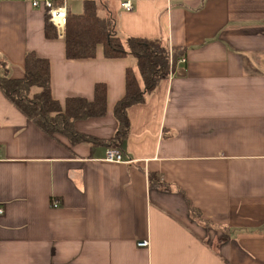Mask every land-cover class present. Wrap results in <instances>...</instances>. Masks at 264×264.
<instances>
[{
    "label": "crops",
    "instance_id": "0c3cea01",
    "mask_svg": "<svg viewBox=\"0 0 264 264\" xmlns=\"http://www.w3.org/2000/svg\"><path fill=\"white\" fill-rule=\"evenodd\" d=\"M101 1L121 38H159L185 48L183 61L127 109L122 163L104 159L106 146L51 137L0 89V264H264V0ZM46 18L0 4L4 70L21 77L27 51L47 58L61 102L104 83L106 114L73 127L111 137L134 60L100 45L69 59Z\"/></svg>",
    "mask_w": 264,
    "mask_h": 264
},
{
    "label": "trees",
    "instance_id": "16d2710c",
    "mask_svg": "<svg viewBox=\"0 0 264 264\" xmlns=\"http://www.w3.org/2000/svg\"><path fill=\"white\" fill-rule=\"evenodd\" d=\"M45 35L56 38V29L46 18ZM65 55L69 59L93 58L100 45L107 58L130 56L136 70L128 67L125 71L124 94L113 106L112 113L116 129L109 138H98L79 133L74 129L77 120L102 117L106 114V85L96 83L93 98L71 96L64 101L53 97L51 90L50 63L34 51L24 56V73L21 77H11L0 61V89L8 100L30 121L55 138L67 137L71 144L84 141L91 146H124L129 136L130 122L127 109L145 100L162 80L175 71L178 61L185 55V48L172 47L159 38H121L114 26V19L101 0H83V10L79 14L70 13L67 7V20L64 30ZM159 175L148 173L150 184H162ZM193 216L196 209L189 207Z\"/></svg>",
    "mask_w": 264,
    "mask_h": 264
},
{
    "label": "built area",
    "instance_id": "2783aa9c",
    "mask_svg": "<svg viewBox=\"0 0 264 264\" xmlns=\"http://www.w3.org/2000/svg\"><path fill=\"white\" fill-rule=\"evenodd\" d=\"M3 1H24L29 3L33 8L44 9L49 21L54 25L57 33L62 36L67 20V4L72 0H0V4ZM120 5L127 11L133 9L132 0H120ZM170 75L172 74L170 73ZM104 159L115 163H122L126 161L123 151L117 147L106 148ZM52 205L57 206L58 202L53 201ZM139 245L147 247L149 245V240L144 239L140 241Z\"/></svg>",
    "mask_w": 264,
    "mask_h": 264
},
{
    "label": "rangeland",
    "instance_id": "374dc122",
    "mask_svg": "<svg viewBox=\"0 0 264 264\" xmlns=\"http://www.w3.org/2000/svg\"><path fill=\"white\" fill-rule=\"evenodd\" d=\"M70 11L72 14L81 13L83 10V1L82 0H72L69 3Z\"/></svg>",
    "mask_w": 264,
    "mask_h": 264
}]
</instances>
